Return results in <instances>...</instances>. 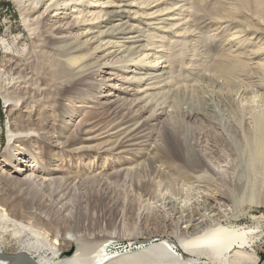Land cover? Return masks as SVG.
<instances>
[{"label": "bare ground", "instance_id": "1", "mask_svg": "<svg viewBox=\"0 0 264 264\" xmlns=\"http://www.w3.org/2000/svg\"><path fill=\"white\" fill-rule=\"evenodd\" d=\"M15 1L28 33L18 38L21 42L30 41L32 49L27 52L26 48L22 56L16 57L8 52L11 48L2 39L10 55L3 69L0 68V93L11 117L6 150L24 153L19 154L18 159L6 158L3 167H8V160L12 166L9 171L3 170L0 163V254L24 253L27 264H259V257L251 252L256 232L217 220L209 225L208 221L198 224L190 221L188 232H183L178 241L165 238L151 241L142 250L114 256L108 250L113 245L111 236L103 229L97 228L96 232L83 222L87 214L83 209L72 225L74 234L68 235L67 228L61 234L60 220L52 223L37 220L32 215V222L28 216L30 209L12 199L1 185L13 184L21 193L46 183V178L39 179L40 176L34 174L37 167L38 172L42 169L49 175L62 174L65 166L53 165L57 161L52 160L53 153L55 148L69 149V143L74 140L79 147L70 150L80 156L93 152L134 155L152 140L157 144L153 158L163 161L175 157L187 173L193 174L191 177L201 172L216 176L217 170L199 148L201 140L209 137L214 144L218 142L224 154L234 186V200L240 205L244 202L261 205L259 198L264 195V49L254 47L248 51L245 58L251 62L246 63L243 57L246 50L243 54L239 51L246 39L238 40L246 34V37L250 35L252 39L263 41L262 20L255 18L254 28L257 25L259 28L250 29L236 18V10L226 7L228 2L233 5V0H218L216 17L208 19L207 23L214 26L215 31L231 32V47L209 69L193 73L190 65L184 64L194 61L187 47L191 42L189 32L192 23L203 18L205 3L215 0ZM254 6L257 13L264 12L262 0H255ZM190 8L194 14L188 16ZM200 13L203 14L198 18ZM180 43H185V53L179 49ZM28 69L31 71L27 72ZM181 71L185 77L177 76ZM102 73L115 76V80L118 73L128 75L118 80L130 85L120 89L126 96L101 95L102 101L94 95L95 105L88 107L85 105L88 97L75 102L78 92L90 94L91 90L96 87L100 90L113 80L101 77ZM41 81H46L45 85ZM135 84L137 88L130 89ZM40 96L65 102L60 111L70 107L72 114H83L74 125L75 130L65 138L46 129L51 123L49 117H44L43 111L48 109L38 99ZM88 96L93 98V95ZM192 97L200 98L207 106L219 97L231 102L240 99V114L231 111L233 115L217 116V108L188 111L182 105ZM84 108L90 110L77 111ZM163 109H169L173 120L160 122L159 135L149 127L158 126H153L152 122L159 119V114L168 116ZM114 111H126L125 117L115 119ZM97 114L113 115V118L99 125L94 121ZM132 117L135 118L132 120ZM186 119L206 122L213 135L200 133L192 139L188 136ZM64 126L68 128L67 124ZM64 131L68 133L67 129ZM61 140L64 142L59 144ZM37 143L54 149L48 152L45 149L41 157L46 161L39 160L42 161L39 166L26 160L27 148ZM57 180L55 177L54 181ZM251 217L257 225L264 222L262 216ZM200 224L202 229L198 228ZM0 264L19 263L0 259Z\"/></svg>", "mask_w": 264, "mask_h": 264}, {"label": "rangeland", "instance_id": "2", "mask_svg": "<svg viewBox=\"0 0 264 264\" xmlns=\"http://www.w3.org/2000/svg\"><path fill=\"white\" fill-rule=\"evenodd\" d=\"M202 1L204 0H200V2ZM217 1L205 3L206 12L204 14L200 13L198 16L200 18L201 14H203V18L197 23H192L191 31L189 32L191 42L187 44V47L188 49L190 48L189 50L193 55L194 61L191 62L189 60L184 64L190 65L193 73L199 70L209 69L231 47L229 45L230 41H232L231 32L229 33L227 30L215 31V27L207 23L208 19L216 17L218 4L215 3ZM233 2V5H228L231 3L228 2L226 7L236 10V18L245 26L248 25L247 27L250 29L253 27L254 30L259 28L258 25L254 28L255 18L262 20L264 23V12L257 13L254 9L256 7L254 6L255 0H238L236 5V0H233ZM262 2L264 3V0ZM202 5L204 6V4ZM190 14H194V10L191 8L186 15L189 16ZM27 34L26 26L22 20L21 10L17 2L15 0H0V68L3 69L2 66L6 64V60L10 56L8 52L13 53L16 57L22 56L26 48L27 52H31L30 41L25 43L21 42L18 38L20 35L25 36ZM245 37L246 34L238 40L246 39V41L242 42L243 44L241 43L239 48L242 54L246 50V55L245 53L243 54L244 58L247 56V52H250L252 49H264L262 47L264 46V40L260 41L258 38L252 39L250 35ZM2 39L5 43L7 42L9 48H11L10 51L7 52L4 48ZM253 44L254 46H252ZM243 48L245 49L243 50ZM179 49L185 53V43H180ZM231 50L237 51V49ZM170 52V54H173V50H170ZM244 60L246 63L251 62V60H246V58ZM29 70L27 72L31 71ZM120 74L118 73V77L116 76L118 79L115 80V76L110 77L102 73L101 77L113 80L101 86L100 90L98 87L91 90L90 94L87 92H78L77 95L79 98L75 102H80V98L88 97L89 101L86 100L88 102L85 104L88 107L95 105L93 102L97 100L95 99L96 97L99 98L98 100L103 101L104 97L101 98V95L121 94L122 96H126L125 93L120 92V89L129 88L130 85L118 80L128 75L124 74L121 76ZM177 76L185 77L184 71H181ZM191 76L193 75L189 77ZM100 78L98 77V80ZM45 82L41 81L43 85H45ZM132 88L136 89L137 84L130 87V89ZM88 95H93V98ZM225 98L219 97L213 104H211V99L209 103L211 105L207 106L200 98L192 97L186 99L182 107H185V109L191 112H205L217 108V116H225L231 113V111L240 114L239 104L241 100L238 99L236 100L237 102H231ZM38 99L46 106L45 109L49 110H46V112L43 111V114H46L44 117H49L48 120L51 123V126L46 129L57 136L62 135L65 138V136L75 130L74 125L83 117V114L77 115V112L72 114L70 107H67L64 111H60L62 106L65 105V102L60 103L54 101L48 98V96H40ZM143 105H140V107ZM89 110L88 108H84L77 111L84 113ZM146 110L147 112L145 114L148 113L147 108ZM166 110L163 109V112L165 113ZM168 111L169 109L167 113H169ZM60 113L61 116H59ZM114 113V118L120 119L125 117L124 114H126V111H114ZM170 114L171 112L168 116L167 114L162 116L159 114V119L152 122L153 126H158L155 128L151 126L149 127L150 130H155L160 135L162 132L160 122L171 123L173 118L169 116ZM211 114L216 116L214 113ZM112 118L113 115L105 116V114H97L94 121L99 125H105ZM134 118L132 117V120ZM54 119H57V121H54ZM9 121H11V117L0 93L1 167H3L6 158L10 156L17 158L19 154L24 153L15 150L9 152L6 150ZM184 122L189 123L187 132L188 136L192 139L194 135L199 136L200 133L207 134L208 132L211 133V136L214 133L210 129H207L208 125L206 122L201 123L198 120L194 122L193 120L189 121L187 119ZM131 123L134 124V122ZM64 124H67L68 128ZM183 128L185 127L183 126ZM65 129L68 132L66 134H64ZM209 139L212 138L206 137L202 139L199 148L200 152L206 154L207 159L217 170L216 176L210 172H201L191 177L193 174L187 173V169L184 168L185 166L177 158L172 157L171 159H164L163 161L153 158L155 157L153 150L157 144L152 143V140H148L145 143L146 145L143 144L138 150L139 153L135 152L134 155L125 156L118 155L117 153L115 155H103L96 154V152L81 156L74 155L70 149L79 147L76 143L77 140H74L69 143V149L62 151L61 149L55 148L53 153L52 160H57L53 165L56 166L59 164L62 165L61 167L65 166L62 174L49 175L48 172L41 171L42 169L38 172L37 167L34 174L40 176L39 179L42 177L46 178V183L42 184L37 179L38 183L42 185L38 184V186L36 185L34 188L21 193L17 186L13 184L3 183L1 186L7 189L6 192L11 195V198L19 202L23 208L30 209L28 216L32 222V215L37 220L43 219L52 223H57L60 220L59 231L61 234H64V228H67V234H74L72 225L78 218L80 209H83L87 213L86 220L83 222L90 225L92 230L98 232L97 228L103 229L102 231L108 232L111 236L110 240L113 245L108 250L114 256L142 250L149 246L148 244L151 241L159 242L164 238L178 241L181 239L183 232H188L187 227L190 225V221L193 224L208 221L207 223L209 225L214 220H217L229 226L254 230L256 233L253 234V237L256 240L252 244L251 252H254L259 257V264H264V222L257 225L251 217L262 216L264 218V195L259 198L262 201L261 205H257L254 202H244L240 205L236 199L234 200V186L232 185L230 174L227 172L228 167L223 159L224 154L220 152L222 149H220L221 147H219L218 142L214 144V141ZM62 142L64 140H61L59 144ZM31 146L27 148L26 160L33 161L37 166L40 163L42 164V161L39 162V160L46 161V158L42 159L41 157L44 156V151L54 150L41 145V143ZM7 166L3 167V170L9 171L12 167L8 160ZM116 171L121 172L116 174ZM11 174L15 176L13 172ZM55 177L58 179L56 182L54 181ZM234 203H237V205H234ZM198 228L202 229V224ZM12 255H17V253L13 252Z\"/></svg>", "mask_w": 264, "mask_h": 264}, {"label": "water", "instance_id": "3", "mask_svg": "<svg viewBox=\"0 0 264 264\" xmlns=\"http://www.w3.org/2000/svg\"><path fill=\"white\" fill-rule=\"evenodd\" d=\"M0 259L7 260V261H17L19 264H27V256L26 254H18L16 256H7V255H1Z\"/></svg>", "mask_w": 264, "mask_h": 264}]
</instances>
